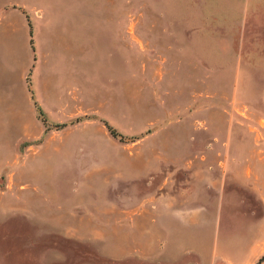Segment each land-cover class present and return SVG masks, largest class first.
<instances>
[{"label":"rangeland","instance_id":"obj_1","mask_svg":"<svg viewBox=\"0 0 264 264\" xmlns=\"http://www.w3.org/2000/svg\"><path fill=\"white\" fill-rule=\"evenodd\" d=\"M0 264H264V0H0Z\"/></svg>","mask_w":264,"mask_h":264},{"label":"crops","instance_id":"obj_2","mask_svg":"<svg viewBox=\"0 0 264 264\" xmlns=\"http://www.w3.org/2000/svg\"><path fill=\"white\" fill-rule=\"evenodd\" d=\"M153 201H155L156 203L157 199L154 198ZM175 201H177V199ZM155 203H149L147 208H144L142 212V215H147V219L155 225H157L158 222L161 221V223L163 222L164 227H168L173 224L179 226L180 224L186 223H198L200 220H202L199 219V213L196 208H193V211L186 210V212L182 208H175V206H177L178 204L176 202H173V200H170V205L172 206L169 208V204H166L162 209L164 211L162 215L159 213L161 209ZM165 230L167 231V229Z\"/></svg>","mask_w":264,"mask_h":264},{"label":"trees","instance_id":"obj_3","mask_svg":"<svg viewBox=\"0 0 264 264\" xmlns=\"http://www.w3.org/2000/svg\"><path fill=\"white\" fill-rule=\"evenodd\" d=\"M29 27H31L30 26V24H29ZM30 35H32V31H30ZM29 90H30V92H31V94H32V98H34V95H33V91L31 90V88H30V85H29ZM35 106H36V108H37V111H38V113H39V116L41 117V120H42V123L45 125V127H46V130L47 129H49V127L50 128H55V129H57V130H59V129H62V128H64L67 124H53L52 125V127L48 124V121L46 120V118H44V114L42 113V111H41V109L38 107V105L36 104V102H35ZM77 121V120H76ZM75 121V122H76ZM106 127H107V129H108V131H109V133L113 136V137H120L121 138V136L120 135H118L110 126H108L106 123L104 124Z\"/></svg>","mask_w":264,"mask_h":264}]
</instances>
